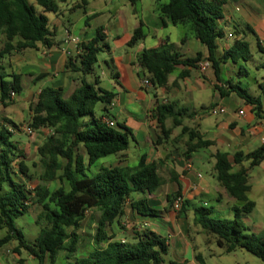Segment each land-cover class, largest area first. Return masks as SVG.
Returning a JSON list of instances; mask_svg holds the SVG:
<instances>
[{"label": "trees", "instance_id": "obj_1", "mask_svg": "<svg viewBox=\"0 0 264 264\" xmlns=\"http://www.w3.org/2000/svg\"><path fill=\"white\" fill-rule=\"evenodd\" d=\"M65 1L0 0V33L3 35L0 60L13 51L35 48L38 42L49 45L53 33L48 28L46 13H57L59 3ZM225 1L167 0L158 7L163 24L164 18H167L173 25H183L205 47V59L210 62L218 81L221 62H245L251 57L249 43L244 38L235 39L220 56L216 54V40L223 38L218 21L222 17ZM142 27L139 21L127 45L131 46L144 37ZM257 46L259 51L264 52V46L258 42ZM105 48V36L98 27L92 38L79 42L77 53L67 57L65 68L80 75L72 91L64 95L61 87L45 86L30 106L28 127L32 131L41 128L51 131L37 146L43 165L41 180H58L66 183L67 189L60 185L51 190L43 184L35 186L33 191L27 189L16 170L27 175V165L19 159L23 156L22 151L11 139L12 131L0 124V229L5 230L0 237V248L13 242L15 254L19 255L24 250L36 258L38 264L44 261L54 264L58 252H65V257L70 258L78 248L77 229L80 222L85 212L92 209L99 212L93 235L94 246L88 253L75 256L74 264H186L166 261L169 250L167 238L149 227L132 228L130 240L115 237L116 226L123 228L121 219L127 206L141 216H161L162 210L150 205L146 197L162 184L155 163H147L141 156L132 166L108 165L90 171L92 164L107 155L117 154L118 160L122 161L132 138L128 127L118 122L110 126L103 120L104 114L94 112L98 103L105 106L113 98L112 92L98 86L97 76L92 81L85 79L93 73L98 53ZM201 56L197 52L192 57H182L175 45L164 38L156 47L143 49L137 55V63L142 76L151 82V89L154 90L165 87L168 75L178 66L184 68L177 73L176 79L186 77L188 69L185 67L195 68ZM238 74H247L245 66L239 67ZM226 84V87L214 85L220 96L233 92L245 104L252 106L255 116L264 118V79L258 83L261 90L259 96L249 94L246 88L230 79L226 80ZM20 89L19 75L6 73L0 63V102L8 104L13 99L10 92L17 94ZM185 114L191 116L195 110L184 105L176 107V102L171 100L157 103L150 111L159 132L156 143L170 133V128L165 125L168 118L172 119L174 127L181 126V133L188 136L184 151L188 160L190 153L213 145L214 141L204 139L196 129L183 125ZM212 156L218 183L230 197L242 204L233 206L232 216L225 218L213 215L212 206H193V222L203 233L213 235L216 245L225 252L242 248L264 263V237L249 231L243 221V216L254 207V202L246 195L250 188L249 171L264 161V140L248 152L236 151L229 156L227 152L216 150ZM243 162L247 165H242ZM236 165L238 168L234 169ZM175 181L179 186V182ZM5 182L8 184L6 190L3 189ZM133 193L141 196H134ZM178 196L179 189L168 199L170 206ZM33 204L41 207L36 219L42 220L43 225L33 242L28 243L22 230L14 224V219L27 212ZM186 204L187 201L182 200L177 216L185 211ZM195 260L198 264H207L199 253L195 254Z\"/></svg>", "mask_w": 264, "mask_h": 264}, {"label": "crops", "instance_id": "obj_2", "mask_svg": "<svg viewBox=\"0 0 264 264\" xmlns=\"http://www.w3.org/2000/svg\"><path fill=\"white\" fill-rule=\"evenodd\" d=\"M97 1L99 0H66L59 3L57 13H46L48 28L53 33L50 36L51 43L49 45L45 46L38 42L35 48L13 51L0 60L6 73L14 72L19 75L21 87L11 102L6 105L0 102V124L10 128L12 134H18V131L14 130L13 124L17 126L27 122L31 112L30 106L34 104L39 91L45 86L61 87L64 90V95L70 93L80 75L65 68L69 56L65 49L71 51L70 55L74 54L75 50L73 44L63 43L65 30L77 36L81 42L92 38L95 30L100 27L101 33L105 36L107 48L101 51L103 54L98 56L95 64L99 73L94 66L92 77L86 76L85 79L92 81L94 76H97L98 86L113 93L110 103L105 106L102 103L96 105L101 111L97 115L104 114L103 120H112L114 126L117 122L122 123L131 130L132 138L129 139L128 148L124 151L125 159L119 161L116 154L115 159L102 162L103 164L99 165L97 169L100 166L117 164L131 166L136 164L141 156H144L147 163H155L156 171L162 178V184L152 194L146 195L149 204L163 208L166 205L167 193L179 189L180 196L187 201L185 211L178 216L173 209L159 217L135 214L133 223L138 225L136 228L146 226L166 236L169 246L168 260L195 264L193 263L195 259L193 256L199 253L207 264H211L208 263V257L204 258V252L208 251L211 255L220 252L221 248L217 245L213 246L214 244L206 245L205 234L193 222L192 207L211 204L214 209H220V205L227 204L226 207L231 212L233 206H241L242 203L230 197L219 183V186L214 185L211 179L203 177L195 169V163L198 161L201 163L211 162V169L214 171L215 160L212 154L216 150L227 152L231 156L236 151L248 152L259 146L263 141L262 138H264V118L255 116L252 106L245 104L235 93L230 92L220 96L218 91L214 89L216 91L213 94L214 101L210 104L224 108L222 117L217 118L211 124L204 123L205 129L203 130L198 127H191L185 121L191 119L199 126L200 120H196V114L192 117H185L182 121L183 125L196 129L204 139L214 141L213 145L193 151L186 160L184 151L187 139H185V134L180 135L181 128L178 131L175 127L171 131L172 136L168 135L160 143H156L159 132L155 121L150 116V111L157 103L174 100L168 97V93L184 95L181 100L175 99L179 100L181 105L185 104L186 98V100H192V93L202 87H213L216 84L226 87V80L228 79L237 84H241V81L239 77L235 79L231 75L229 76L226 70L228 61L220 63L219 81L216 80L210 65L204 70L199 68V63L206 60L205 47L183 25H173L167 18H164L165 24L162 23L158 7L167 0H133V2L131 0H106L104 4H97ZM82 18L84 20L80 26ZM139 21L143 24L144 37L129 46L127 41ZM218 25L223 32V38L216 40L217 56L227 50L237 38H244L246 41L248 38H254L257 48V42L264 46V0H226ZM177 26L182 28V32L176 41H172L169 29ZM165 29L168 30L167 33L164 32ZM164 38H168L175 45L182 57H192L200 52L202 56L196 64L198 67H185L188 69V75L176 79L177 73L184 68L178 66L174 72L168 75V82L165 87H158L154 90L145 89L141 86V80L144 77L137 63V55L145 48L156 47ZM247 42L250 48V42ZM241 65L245 66L244 64ZM245 69L248 76L252 70L246 66ZM260 78L261 80L255 78L257 84L264 79V75H261ZM175 80H177L176 84H174ZM172 84H174V88L169 90L168 87ZM244 84L249 90V83ZM260 94L261 90L253 96ZM244 104L246 106H243ZM201 106L206 107L203 102H201ZM262 109L264 110V100H262ZM239 110H243V114H239ZM24 125L27 126V123ZM165 125L168 127L166 121ZM49 132V129L42 128L37 133V137L44 138L49 135ZM35 133L36 131H32L30 135L33 136ZM177 136L180 143L178 145L171 144L170 141L174 142V137ZM14 142L18 150L22 151L23 146L18 141ZM31 144L30 142L28 145ZM19 159H22L27 165L28 161L24 154ZM242 165L246 166L247 162H243ZM260 165L263 166L262 171L264 172V161L257 166ZM236 168H238L237 165L234 166V169ZM213 171L210 174L213 175ZM174 177L179 182V186ZM257 180L255 185L251 183L249 171L250 188L246 195L249 200L254 202V207L256 197L261 195V198L264 199V183H261L259 179ZM65 185L66 183H63V187L67 189ZM134 196L141 195L134 194ZM127 209H129L128 206L125 212ZM253 209L246 215H251ZM129 211L131 210L129 209ZM244 223L246 224L245 221ZM246 226L249 231L264 237V224L252 225L249 223L248 225L247 223ZM125 232L132 234L129 230ZM125 234L127 233L118 231L115 237L120 240L132 239L133 234L130 239L125 238ZM12 248L13 243H7L0 248V264H22L19 259H24L21 257L24 250L20 251L19 255L14 254V252L9 254ZM237 249L249 253L242 248ZM245 264H248V261H245Z\"/></svg>", "mask_w": 264, "mask_h": 264}, {"label": "rangeland", "instance_id": "obj_3", "mask_svg": "<svg viewBox=\"0 0 264 264\" xmlns=\"http://www.w3.org/2000/svg\"><path fill=\"white\" fill-rule=\"evenodd\" d=\"M104 1L106 0H99L97 1V4H104ZM37 9L40 10V8L37 6ZM80 14V13H79ZM84 18H82L80 21V26H82V22H83ZM170 31V37L172 41H176L177 37H179V35L182 32V28L180 26L177 27H173L169 29ZM164 32H168L167 29H165ZM2 39H3V35L2 33H0V48L2 45ZM247 41L250 42V52H251V57L248 61H240L238 63H234L232 61H228L227 65H226V70L229 74V76L231 75L232 77H234L235 79H237L236 77H239L241 84L240 86L246 88L245 84L246 82L249 83V90L248 93L251 95H257V93L260 92V87L258 86L257 82L255 81V78L257 80H261L260 76L264 75V52L263 51H259V49L256 47V40L254 38H248ZM102 52L98 53V56L102 55ZM222 64V63H221ZM240 64H244L246 67H249L252 71H250V73L247 75L244 74H237L238 69ZM96 66V65H95ZM198 67V65H196ZM95 70L97 71V73H99V70L97 68V66L95 67ZM93 75V73H92ZM91 74L87 75V76H91ZM175 84V83H174ZM174 84H172L171 86H169V90L174 88ZM173 86V87H172ZM214 86H205L202 87L200 90L195 91L192 93V100H184L185 104H181L184 106H187L188 109H195V114H196V120H200V125L197 126L196 123L194 121H192L191 119H186V123L188 125H190L191 127H198L200 130L205 129V124L204 123H213L217 118L222 117V113H217V114H210L207 112V108L209 107L208 104L212 103V101H214V92H216L214 90ZM168 90V92H169ZM159 92V91H158ZM168 97L170 99H174L171 101H175L176 102V107H178L180 105V101L181 99H183L182 97H184V95H182L181 93L176 94V95H172L170 93H168ZM175 99H179V100H175ZM189 99V98H188ZM201 102L204 103V105H206V107L201 106ZM214 105V104H213ZM243 106H246L245 104ZM94 112L96 114L101 113V111L98 109L97 106L94 107ZM189 112V110H188ZM187 112V113H188ZM194 115V114H193ZM193 115H188L185 114L182 117V121L185 117H192ZM200 116V117H198ZM30 117V116H29ZM29 118L27 119V122H23L18 124L16 127H14L15 131H18V134L14 133L11 136V139L13 141H18L19 144H21V146H23L22 149V154L25 155L26 160L28 161L27 163V175H24L23 173H20L17 170V173L19 174V177L21 179L24 180V182L26 183V187L27 189H29L30 191H33V188L35 186H37L38 184H43L46 187L50 188L51 190H53L54 188L63 185V183H61L58 180H52V181H43L41 180V175L43 173V165H42V161L41 158L39 157V155L37 154V146L42 144L44 142V140L48 137H37V133L42 129L39 130H35L36 133L35 135H30L27 132H25L24 130L21 129V127L25 126V123H28ZM166 124L168 125V127L170 128V133L169 136L171 135V131L174 129V125L172 122L171 118H168V120H166ZM178 131H180L181 126H176L175 127ZM49 134H51V131L49 132ZM185 134V139H188V136L186 133H180V135ZM172 136V135H171ZM162 140V139H161ZM32 143L31 145H28L29 143ZM171 144H175L178 145L180 143L178 136L174 137V142L170 141ZM27 145L25 148L24 146ZM186 148V145H185ZM126 157V155H125ZM124 157V159H125ZM116 158V154H111V155H107L104 157H101L96 163L92 164L90 167V171L94 172L97 170V167L99 165H102L104 161L106 160H113ZM211 162H205V163H201L200 161L195 163V169L205 178L211 179L212 184L214 185H218V181L215 177V172L211 169ZM132 166V165H131ZM263 170V166H255L250 170V176H251V183H253V185H255L256 181H258L257 179L260 180L261 183H264V172ZM211 171H213V175L210 174ZM28 176V177H27ZM66 188H68L67 184L65 185ZM8 188V184L5 182L3 184V189L6 190ZM171 192V193H167L166 195V205L162 207H156L162 210V214L167 213L168 210H172V206L169 205V201L168 199H170L172 197V195L175 193ZM134 195V193H133ZM262 196H258L256 197V203H255V207L253 209V212L251 213V215H246L245 218H243V221L246 222V224L249 223L252 225H261L264 224V199L261 198ZM212 204H216V203H212ZM227 205V204H226ZM225 204L220 205V209H214L213 211V215L217 216V217H231L232 216V211L230 212V210H228V208L226 207ZM208 206H212L211 204H209ZM219 206V205H218ZM214 207V206H212ZM41 207L38 204H33L31 205V207L29 208V210L27 212H25L24 214L16 217L14 219V224L19 227L22 232H23V237L26 240V242L28 243H32L34 238L36 237L40 227L43 225V221L42 220H37V215L40 212ZM128 210V211H127ZM125 212V216L121 219V226L123 228H121L120 226H116L115 228V233L116 232H122V233H127L125 234V238L130 239L131 237V233L130 232H125L126 230H129L132 232V228L138 226L136 223H133L134 220V216H135V212H131L129 211V209H127ZM177 215V214H176ZM99 218V212L97 210H88L85 213L84 218L81 220L80 225L77 229V233L79 235V242H78V248L76 249L75 252H73L72 256L70 258H66L65 257V252H58L56 255V260L54 264H74V257L75 256H80L82 254H86L88 253L92 246L94 245V239H93V235L95 233V228L97 225V221ZM152 228H155L154 226H152ZM171 231V230H170ZM264 231V230H263ZM5 233L4 229H0V237ZM205 234V233H204ZM264 234V233H263ZM205 240H206V245L209 246L210 244H214L213 246H216L215 243V237L211 234H205ZM121 238V237H120ZM13 242H10V244H12ZM14 246V243H13ZM22 252V250H21ZM13 253V248L10 251L9 254ZM205 257H208V263L211 264H245V261H248V264H263V262L258 259L257 257H255L254 255H251V253H246L243 252L242 250L236 249L235 252H231V253H227L224 251L223 248H221L220 252H216L213 254H209L208 251H205ZM15 254V253H14ZM28 253L26 251H23V253L21 254V257L24 259H20V263L22 264H38V261L36 258H34L32 255L30 256L27 255ZM195 257V254L193 256V259ZM210 257V259H209ZM169 258V255L165 256V260L167 261ZM195 264H197V262L194 259ZM43 264H49L47 261H44ZM167 264V263H166Z\"/></svg>", "mask_w": 264, "mask_h": 264}, {"label": "built area", "instance_id": "obj_4", "mask_svg": "<svg viewBox=\"0 0 264 264\" xmlns=\"http://www.w3.org/2000/svg\"><path fill=\"white\" fill-rule=\"evenodd\" d=\"M228 36H231V34H228ZM79 38L73 34H71L68 30H65L64 33V38H63V43L65 44H73L75 47L74 53H77L79 51L78 49V44H79ZM65 52L67 55L71 54V51L69 49H65ZM210 65V62L205 60L199 63V68L201 70H204L205 68H207ZM141 86L144 87L145 89H151L152 85L151 82L147 79V78H142L141 80ZM15 96V94L13 92H10V97L13 98ZM207 112L210 114H217V113H223L224 112V108L217 106V105H213V106H209L207 108ZM239 114H243V110H239L238 111ZM108 125L110 126H114V122L112 120H104ZM10 129V128H9ZM22 130H24L25 132H27L28 134H30L32 132V130L27 126H23L21 127ZM11 130V129H10ZM12 131V130H11ZM262 140H264V138H262ZM188 166V165H187ZM182 197L178 196L176 197L173 202H172V209L176 212L181 205L182 202Z\"/></svg>", "mask_w": 264, "mask_h": 264}]
</instances>
